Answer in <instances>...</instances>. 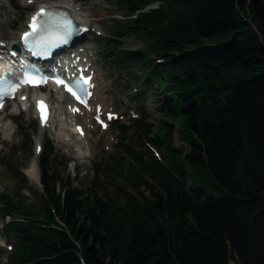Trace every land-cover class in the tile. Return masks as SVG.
<instances>
[{
  "label": "trees",
  "instance_id": "obj_1",
  "mask_svg": "<svg viewBox=\"0 0 264 264\" xmlns=\"http://www.w3.org/2000/svg\"><path fill=\"white\" fill-rule=\"evenodd\" d=\"M114 1L128 17L97 37L100 55L143 71L130 98L161 91L153 132L118 124L140 148L101 168L132 190L103 199L99 181L75 188L39 158L36 204L0 190L16 238L4 264H264V0ZM133 33L142 45L121 47Z\"/></svg>",
  "mask_w": 264,
  "mask_h": 264
},
{
  "label": "rangeland",
  "instance_id": "obj_2",
  "mask_svg": "<svg viewBox=\"0 0 264 264\" xmlns=\"http://www.w3.org/2000/svg\"><path fill=\"white\" fill-rule=\"evenodd\" d=\"M39 1L49 0H34L32 4H28L24 0H0V38H3L5 42L9 40L14 42L18 36L17 32L24 26L27 15ZM74 1L84 7L82 16L88 19L90 24L89 30L81 36V40L86 44L89 53L92 54V64L97 69L96 77L99 84L95 93L99 100L96 101H103L107 107L111 104L120 113L123 111L124 115L112 121L106 130H99L93 124L88 113L81 115L77 121L82 123V120L88 117L92 124V127L86 131V139L82 141L79 137L76 139L72 129L67 128V126L72 125L69 121H66L60 130L70 136L68 139H65L64 134L59 131V128H56L57 124L55 125V123L59 119L58 112H63L61 115L65 114L63 110L65 101L58 91L39 89L48 94L52 102L53 124L51 123L49 126L39 127L29 106L14 114L13 112L19 107L12 102L0 111V190L16 191L19 198L24 199L26 203L36 204L41 193V186L38 182L40 175L39 158L43 163H46V176L51 169H54V172L59 176L67 175L70 184L75 188L84 190L92 185V180L99 181L96 192L103 199L111 196L118 189V185L131 191L132 185L127 176L113 177L101 171L103 165L108 161L113 165L116 158L125 160L117 146L120 147L122 144L129 143V137L125 133L123 135L120 133L117 123H127L130 121V117H140L141 107L139 104H142L146 116L142 117L141 120L147 124L149 133L151 134L157 126L159 113L156 109V103L161 100L160 89L147 90L144 98L140 101L129 99L126 93L133 91V87L142 88L138 83L137 76L142 75L143 71L138 69V65H133L130 68L118 67L99 55L96 43L97 36H107L110 34L109 30L117 25L119 20L128 17L124 8L116 4L114 0ZM120 41L123 48L142 45L141 39L134 33L125 34L120 37ZM39 90L33 88L31 93H37ZM129 132V130L126 131V133ZM37 142L41 145V150L38 152L34 150ZM77 142L82 144V147L78 146ZM171 145H182L176 130L172 132ZM75 146H77V152L73 149ZM8 163L17 171H21L24 176L23 183L18 188L19 178L14 174L13 169L7 167ZM31 165L35 166L37 173L35 177H31L28 172ZM24 171H27L28 174H25ZM136 184L139 189L143 188L142 184ZM58 188L59 185L56 180L54 189L58 190ZM4 219L5 216L2 217L0 212V225ZM14 241L13 233L4 234L0 230V243L2 244L0 247L7 249L5 245H12ZM231 262L233 263L232 260Z\"/></svg>",
  "mask_w": 264,
  "mask_h": 264
},
{
  "label": "snow or ice",
  "instance_id": "obj_3",
  "mask_svg": "<svg viewBox=\"0 0 264 264\" xmlns=\"http://www.w3.org/2000/svg\"><path fill=\"white\" fill-rule=\"evenodd\" d=\"M31 2V0H29ZM55 27L56 31H53ZM30 31H26L21 35L25 47L32 51L33 55H49V49L55 47L53 40L58 41L60 44L68 43V41L78 32L83 31L73 24V21L66 13H62L56 9L39 8L30 18L28 23ZM37 33L40 34L39 38ZM31 38V39H30ZM35 49H40L36 51ZM47 82V78L43 75L32 74L25 72L21 84H30L38 86ZM91 77H79L76 80L65 83L64 80L56 78L57 84L64 85V88L70 92L81 103H87V97L91 95L89 88L91 87ZM16 86H11L7 89L0 90V102L3 101L6 95H10L15 91ZM37 110L41 113V122L46 121V105L43 101L36 102ZM73 111H78L73 109ZM112 116H109L111 119ZM99 119V116H97ZM106 126V125H105ZM39 150V149H37Z\"/></svg>",
  "mask_w": 264,
  "mask_h": 264
},
{
  "label": "bare ground",
  "instance_id": "obj_4",
  "mask_svg": "<svg viewBox=\"0 0 264 264\" xmlns=\"http://www.w3.org/2000/svg\"><path fill=\"white\" fill-rule=\"evenodd\" d=\"M53 3L55 2V3H57V4H59V5H62V6H65V7H67V8H69V9H71L72 10V12H73V15L75 16V18L77 19V20H79V21H81V22H83V24H87L88 23V19H86V18H84L82 15V12H83V8L84 7H82L81 6V4L80 3H77L76 1H74V0H53L52 1ZM82 34V33H81ZM3 40V38H0V40ZM17 39H18V36H17ZM4 42V41H3ZM10 42H13L12 40H9V41H7L6 43L4 42L2 45L0 44V48L1 49H3V48H5L6 47V44H8V43H10ZM95 70V69H94ZM94 77H95V72H94ZM95 95H96V93H95ZM65 95H64V99H65ZM98 102V101H97ZM99 104L101 103V102H98ZM89 105H90V103H89ZM68 106H69V108H70V104L68 103ZM79 107V106H78ZM83 110H84V112H87L85 109H82V108H78V111H74L72 114L70 113V111L68 112H66V114H67V117H69V119H71V117H72V119H76V118H80L81 117V112H83ZM68 114H70V115H68ZM84 115H85V113H83ZM82 114V115H83ZM71 119V120H72ZM59 120H60V122H59V124H60V128H59V131L61 130V128L63 127V123H64V121H65V119H62V118H59ZM74 123H76V120L74 121ZM83 124H84V126H83V133H82V135L79 137V138H81L82 139V141L83 140H85L86 139V128H88L89 129V126H90V121L87 119V118H84V120H83ZM67 128H70V126H67ZM61 132V131H60ZM59 132V133H60ZM61 133H63V132H61ZM64 134V136H65V138H67L69 135H66L67 133H63ZM70 137V136H69ZM77 144H78V146H81L82 147V144H80V143H78L77 142ZM83 154V153H82ZM79 156H81L80 154H79ZM35 167V166H34ZM34 167L31 165V168H30V171L28 170V172L30 173V175H31V177L33 176V177H35V174H36V169H35V171H34ZM28 172L26 171V173L28 174Z\"/></svg>",
  "mask_w": 264,
  "mask_h": 264
}]
</instances>
